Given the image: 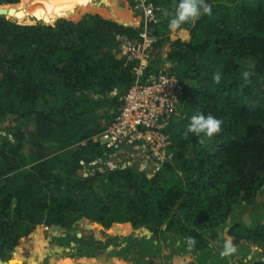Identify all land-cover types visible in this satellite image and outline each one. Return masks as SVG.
Returning <instances> with one entry per match:
<instances>
[{"label": "trees", "instance_id": "16d2710c", "mask_svg": "<svg viewBox=\"0 0 264 264\" xmlns=\"http://www.w3.org/2000/svg\"><path fill=\"white\" fill-rule=\"evenodd\" d=\"M102 1L115 19L94 12ZM151 1L158 9L147 33L157 52L149 69L169 63L183 115L170 118L167 156L148 174L92 163L100 146L81 143L108 126L134 81L136 61L120 54L116 37L138 36L134 0H0L15 3L0 4V14L21 22H33V10L45 21L58 16L36 24L0 16V259L26 248L37 225L68 229L81 218L104 231L143 228L185 244L193 237L194 251L214 248L222 227L264 256V221L232 218L264 193V0H207L212 14L189 26L187 42L163 15L178 0ZM78 9L94 13L77 17ZM197 110L223 121L204 147L184 138Z\"/></svg>", "mask_w": 264, "mask_h": 264}, {"label": "built area", "instance_id": "2783aa9c", "mask_svg": "<svg viewBox=\"0 0 264 264\" xmlns=\"http://www.w3.org/2000/svg\"><path fill=\"white\" fill-rule=\"evenodd\" d=\"M132 8L140 13L138 36L116 37L120 54L136 61L132 69L134 81L119 97L121 104L108 126L81 143L91 140L100 146L101 154L92 163L110 169L132 166L151 174L167 156L170 141L164 130L170 118L183 115L182 86L167 73L169 64L149 69L153 40L147 30L156 22L158 7L150 0H134ZM43 227L48 229L46 225Z\"/></svg>", "mask_w": 264, "mask_h": 264}, {"label": "crops", "instance_id": "0c3cea01", "mask_svg": "<svg viewBox=\"0 0 264 264\" xmlns=\"http://www.w3.org/2000/svg\"><path fill=\"white\" fill-rule=\"evenodd\" d=\"M103 4L105 2L102 1L99 9L104 8L102 7ZM167 51L161 54L163 59L166 57ZM85 222L79 224L76 221L71 225L74 228H71V226L68 229L61 228L57 232H52L49 228L44 229L41 224V229L36 228L39 226L37 225L36 229L32 230L36 239L28 243L27 247L21 249L16 256L9 259L16 258L13 264H29L32 260H35L37 264H59L62 257L68 256L75 264H102L103 262L98 261L96 258L99 255H104L110 257L111 264H136L138 262L137 257L134 255L137 248L135 249L134 242L129 240L131 236L129 232L123 236L120 233L104 231L101 226L96 231L95 228H85ZM221 228H217L218 236L213 242L214 248H222L223 242L229 237L224 233V230L222 232ZM139 229L147 235L143 228L133 230L136 233L135 235L141 236V233L137 232ZM77 232L79 236H77ZM66 234L69 235L66 245L58 243L55 239ZM156 237L160 247L153 254H145L142 258L144 262L149 264H197L194 255L196 252L192 248L190 249L187 244L184 243L185 249H179L177 245L179 241L169 238L167 234H159ZM234 244L237 245V253L232 264H249L251 260L258 259V257L260 259L264 258L260 248L249 241L234 238ZM239 245H245V247L238 248ZM90 247H94V250L92 253H87ZM248 255L251 257L245 260L244 258ZM9 259L2 261L8 264Z\"/></svg>", "mask_w": 264, "mask_h": 264}, {"label": "clouds", "instance_id": "9594fccd", "mask_svg": "<svg viewBox=\"0 0 264 264\" xmlns=\"http://www.w3.org/2000/svg\"><path fill=\"white\" fill-rule=\"evenodd\" d=\"M173 7V12L164 10L163 15L168 19V28L170 32L181 38L182 42H187L188 40L189 26H194L202 16H211L212 14V6L207 3V0H178L177 3H174ZM155 39V37L152 38L153 41H155ZM164 63L165 62H163V64ZM251 75L252 73L248 71L242 73L245 85L251 83ZM221 79L220 73L214 74V83L219 84ZM222 123L223 121L221 119L216 118L211 113L206 115L202 111L197 110L189 118V122L184 131V138L188 139L189 135L194 136L202 147L207 146V144L222 131ZM186 243L191 249L196 246L197 242L195 238L187 237ZM236 253L237 245L234 244V238L229 236L223 242L219 255L227 258L232 257Z\"/></svg>", "mask_w": 264, "mask_h": 264}, {"label": "rangeland", "instance_id": "374dc122", "mask_svg": "<svg viewBox=\"0 0 264 264\" xmlns=\"http://www.w3.org/2000/svg\"><path fill=\"white\" fill-rule=\"evenodd\" d=\"M105 4H103V5H105ZM96 11H99L101 14H103L106 17L115 19L111 14H108L110 12V5L109 6L106 5L102 9L98 8V10H96ZM84 12H90V11L78 9L76 16L79 17L80 14L84 13ZM94 12L92 11V13H94ZM167 50H169L168 44H165L164 46H162V48L158 52V54H160V60H162L161 54L165 53V51H167ZM156 52H157V49H153L152 53L155 54ZM167 64L168 63H166V65ZM255 202L256 203H254V204L239 206L235 210V215L232 216V218L235 219L236 221L240 220L241 222H243L245 224H249L251 222L262 223L264 221V193L263 192H260L257 195ZM85 221H89V220L86 218H81V219L77 220V222L79 224H82ZM36 228L41 229L40 225L37 226ZM93 228H95V230L97 231L99 227H93ZM129 230H132V229L130 228ZM108 231H110L111 233H120V235H123V236L129 232L128 230H120V229H110ZM137 232L142 233V230L139 229ZM149 235H150V233H147V235H145L143 237H137L136 239H138V240L136 242H134V245L137 248V251L134 254L137 257L136 259L138 260V262H136V264H149V263L144 262L142 260V258L144 257L145 254H153V252H156L158 250V247H160V244H159L157 237L155 236V239H153V238L149 237ZM55 239L57 240L58 243L66 245L68 240H69V235L66 234L64 236H60V237L55 238ZM177 245H178L179 249H185L184 243H179ZM242 246L245 247V245H239L238 248H243ZM93 250H94V247H90V249L88 250L87 253H92ZM220 250H221V248H212V247L208 246V247H206L200 251H194V252H196V254H194L196 257L195 262L197 264H228V263L232 264V261H233V263H234L233 258L235 256V254L232 257H227V258L221 257L219 255Z\"/></svg>", "mask_w": 264, "mask_h": 264}, {"label": "water", "instance_id": "95a60500", "mask_svg": "<svg viewBox=\"0 0 264 264\" xmlns=\"http://www.w3.org/2000/svg\"><path fill=\"white\" fill-rule=\"evenodd\" d=\"M0 4H15V3H0ZM62 10H60V12H61ZM33 15H34V21L33 22H21V21H18V20H16V19H13V18H11L10 17V14H0V16H3V17H5L6 19H10V20H12V21H14V22H16V23H18V24H36L37 22H40V23H53L55 20H56V18L58 17H56V18H54V20L52 21V22H50V21H44V20H40V18L42 17V13L40 12V10L39 11H37V10H33ZM80 13V12H79ZM263 186H264V184H263ZM14 202H15V200H14ZM83 220V219H82ZM100 225H99V223L98 222H96V221H87V222H85V228H93V227H99ZM61 226L60 225H50L49 226V230L50 231H52V232H57V231H60L61 230ZM71 228H74V226H71ZM122 230H128L129 231V234H132L133 236H137V235H135L136 233H134L133 232V230H129V229H122ZM77 236H79V234H78V232H77ZM36 239V236L35 235H33V233L32 232H30L27 236H26V241H27V243H31L32 241H34ZM135 241V240H134ZM53 245H55V244H53ZM251 256L250 255H248L247 257H245L244 259L246 260V259H248V258H250ZM66 258H68V256H64V257H62V260H64V259H66ZM98 261H100V262H103L102 264H111V261H110V257L109 256H104V255H99L97 258H96ZM1 261H2V259H0ZM11 260H16V258H12V259H9L8 261H11ZM29 264H37L36 263V261L35 260H32Z\"/></svg>", "mask_w": 264, "mask_h": 264}, {"label": "bare ground", "instance_id": "6f19581e", "mask_svg": "<svg viewBox=\"0 0 264 264\" xmlns=\"http://www.w3.org/2000/svg\"><path fill=\"white\" fill-rule=\"evenodd\" d=\"M44 17H45V16H44ZM40 20H41V19H40ZM44 21H45V20H44ZM13 261H14V260H11V261H8V262H9L10 264H12ZM61 261H62L63 264H67V263H68V264H75L74 261H71V259H70L69 257L66 258V259H64V260H61ZM11 262H12V263H11ZM3 263H4V262H3Z\"/></svg>", "mask_w": 264, "mask_h": 264}, {"label": "flooded vegetation", "instance_id": "af4514ba", "mask_svg": "<svg viewBox=\"0 0 264 264\" xmlns=\"http://www.w3.org/2000/svg\"><path fill=\"white\" fill-rule=\"evenodd\" d=\"M131 236L129 237V240H132L133 242H136L138 239H136L137 237H143L145 236L146 234L144 233H141V236H133L132 234H130ZM135 240V241H134ZM136 249V247H135Z\"/></svg>", "mask_w": 264, "mask_h": 264}]
</instances>
